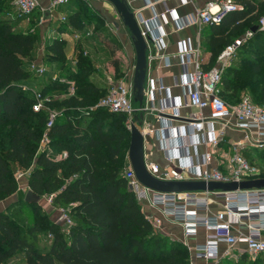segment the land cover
Instances as JSON below:
<instances>
[{"label":"trees","instance_id":"1","mask_svg":"<svg viewBox=\"0 0 264 264\" xmlns=\"http://www.w3.org/2000/svg\"><path fill=\"white\" fill-rule=\"evenodd\" d=\"M236 1L244 5L242 10L210 25L212 61L235 38L253 30L223 73L220 93L228 103L230 97L238 102L240 93L247 87L254 89L258 80L264 82V45L258 49L264 39L259 29L264 0ZM13 2L0 0V200L18 192L17 172L28 173L29 188L40 196L54 194L53 203L68 208L74 223L66 234L48 213H41L40 204L17 200L0 211V264L21 253L27 264H188V248L155 229L128 186L124 176L130 144L126 115L97 105L108 86L94 82L96 67L80 50L77 67L69 69L64 37L47 40L43 54L44 62L56 65L49 75L57 71L60 76L52 88L64 95L47 101L46 106L61 115L47 129V109H33L36 73L30 70V63L36 59L39 27L19 29L26 19L18 15ZM79 4L77 10L64 14L66 19L57 18L53 25L86 36L92 31L88 27L92 13L82 11ZM36 11L28 21L32 26ZM103 32L100 29L95 36L108 42ZM116 47H111L112 55ZM112 62L118 78L122 75L120 58L115 56ZM63 79L74 81V93L68 82L60 83ZM49 89L51 86L42 85L40 92L44 95ZM261 98L264 100V85ZM45 132L49 148L40 150ZM23 203L31 208L26 217ZM245 255L241 253L239 264H264L262 257L248 262Z\"/></svg>","mask_w":264,"mask_h":264},{"label":"built area","instance_id":"2","mask_svg":"<svg viewBox=\"0 0 264 264\" xmlns=\"http://www.w3.org/2000/svg\"><path fill=\"white\" fill-rule=\"evenodd\" d=\"M192 1L183 0V3L187 4ZM68 2L69 0H49V8L47 9L52 14L55 8ZM127 2L130 5L129 0ZM156 3L157 0H152L149 2V6L156 9ZM14 4L18 15L24 16L27 21L30 20L32 13L42 6L41 0H14ZM243 8L244 5L236 0L209 1L198 9L191 19H184L182 27L190 23L200 25L219 24L230 12L242 10ZM47 9L42 7V13H45ZM134 13L144 37H151V39H147V43L150 41L155 47H160L166 34L153 32L148 20L142 16L141 12L134 11ZM155 16L158 17L159 13L155 12ZM43 18L45 17L42 15ZM60 18L64 20L66 16L63 14ZM259 29L264 32V15L260 19ZM91 33L92 31H87L86 36H90ZM252 33V29L247 30L244 38L237 39L227 45L219 54L217 64L208 69L203 68L200 64V49L198 47L185 45L179 53L182 63H186L190 58H193L196 63L194 72L186 74L182 83L188 87L185 105L197 109L196 112H190L185 116V124L191 134L190 138L182 140L180 146L187 148L188 151L200 143L210 144L212 147L217 148L224 139V128L232 127L244 132L241 139L234 144L232 156L226 161L223 168L212 165L215 159L214 150L205 151L196 160L181 163H177L172 156H167L168 162L176 165L173 169L170 168L169 164L166 166L161 165L145 155L146 167L152 175L164 180L197 179L206 181H241L262 177L263 169L257 163L249 160L245 154V148L247 144L252 147H264V105L257 104L248 97H243L235 105H230L220 93V83L226 66L234 58L238 46ZM76 36L81 37L80 34ZM152 58L153 54L148 45V64ZM30 70L42 75L47 69L44 63L34 60L30 63ZM134 71L135 64L131 65L123 76L110 78L107 93L97 103V105L104 106L111 111L124 113L127 117L129 131H131V122L134 115L140 111H146L145 105L139 107L133 99ZM68 83L70 84L71 93H74V81H68ZM157 89L169 93L167 86L159 84L157 88L152 82L149 92L153 97H155ZM33 93L36 99L33 109L39 111L46 108L48 111L46 122V128L48 129L60 115V112L46 106V102L52 98L45 97L40 91H33ZM183 106L184 104L180 101H167L163 108L159 110V114L161 116L165 115L164 111L169 109L172 110L173 117L181 118L183 116L181 114ZM206 111L209 113L206 114ZM217 123H221L222 127H217ZM150 127L151 124L146 123L144 120L143 132L145 138ZM171 137L172 134L167 130L163 139V147L166 150L171 148L169 144ZM49 141V136L45 132L40 141L39 149L49 148ZM62 155L66 156L67 153L64 152ZM25 174L28 173H16L18 182ZM124 176L129 188L142 207L150 205L158 208L165 216L180 223L186 239L196 237L200 227L206 229L204 243L191 245L188 240L183 242L189 251L188 264H219L224 258H238L242 252L236 248L239 242L246 244V251L252 258L262 257L264 259V188L226 192L157 191L144 186L140 182L129 160L124 170ZM211 193L214 197L210 196ZM44 197L49 205L58 212L55 222L62 226L66 234H69L74 223L69 209L55 205L53 203L54 194L44 195ZM217 198H220L223 204L219 209H213ZM150 220L155 229L159 231L162 223L161 218Z\"/></svg>","mask_w":264,"mask_h":264},{"label":"crops","instance_id":"3","mask_svg":"<svg viewBox=\"0 0 264 264\" xmlns=\"http://www.w3.org/2000/svg\"><path fill=\"white\" fill-rule=\"evenodd\" d=\"M43 1L44 0H41V3H43ZM45 1L46 3H49V0ZM150 1L152 0H129L131 8L135 12H141L142 16L148 20V23L153 32L166 34L164 41L160 47H155L153 43H151L150 41L148 42L150 51L153 54V58L149 61L148 64L145 82L146 92L144 105L146 107V111L144 112V120L146 123L151 124V127L148 128V132L145 138V155L149 159L159 162L161 165L166 166L167 164H169L170 168L175 169L176 165L174 163L170 164L168 162L167 156H172L177 163H181L196 160L200 158L201 154L205 151L214 150L215 159L212 162V165L223 168L226 161L234 153V144L241 139L244 134L243 131L236 130L232 127H225L224 139L220 142V145L217 148L212 147L210 144L200 143L196 147H192L188 151L187 148L180 146L182 140L184 138H190L191 134V131L185 124V116H187L190 112H196L197 109L185 105L187 100L188 87L182 83L183 78L186 74L194 72L196 63L193 58H190L186 63H182L181 58L179 57V53L182 49H184L185 45H191L194 48L198 47L200 49L199 61L203 68L208 69L217 64V60L212 61V52L209 48L211 26L190 23L182 27V24L184 19H191L196 11L202 8L207 2H217L218 0H193L191 3L187 4L183 3V0H157L156 9H153L149 6ZM68 6L72 8V11L70 12L77 10L76 4L61 5L59 7ZM59 11H62V9L59 8ZM53 12L51 14L52 18L57 19L58 16L53 15ZM155 12L159 13L158 17L155 16ZM25 23L23 25L27 26L28 22L25 21ZM48 25L49 26H46L44 29V33L47 34V37L49 39L64 37L68 41L67 46L70 48L72 47V49H74L72 45L74 44L76 38L77 40L80 39V37L74 35L80 34L81 38L84 36L82 33L72 31L67 32L68 30L62 31L56 28L53 24ZM105 37L107 38L108 42L103 41V39L99 36H95L93 41L87 40L86 42L89 41L90 44H93V46H90L89 48V56L92 61L95 60V53H99L101 50L106 55V58L103 59L108 65L107 68L109 69V73L106 76H103L99 72V65L94 63L96 70L92 75V78L96 84L106 87L108 86V82L111 76L118 75L117 69L112 62L114 57L117 56L118 58H120L121 71H126L131 65L135 64L136 53L133 42V46L131 45L130 47L129 42H127L126 40L125 42L123 41V44L125 43L124 48L126 50L125 59L124 54L118 51V48L120 47V43L118 42V40L112 36L107 37V35H105ZM114 44L117 45V47L115 55H112L111 47L115 46ZM80 45L85 48L86 43L84 41H80ZM80 45H77V47ZM78 48L77 51H79ZM41 52H44V46L39 48L38 56L40 54H43ZM234 59H237V57H235ZM124 61L127 62L125 68H123ZM54 75L58 76L57 74ZM96 78H99L100 82H97ZM152 82L157 88L159 84L167 86L169 88L170 95L167 91H161L157 89L155 92V97H153L149 92V87L151 86ZM220 88H222V83H220ZM171 100L180 101L184 104V106L181 108V114L183 115L181 118L173 117L171 114L172 110L169 109L164 111L167 115L161 116L159 114V110L163 108L167 101ZM235 104L230 103V105ZM205 113L208 114L209 112L206 111ZM217 127H222V124L217 123ZM167 130L172 134V137L169 140L171 148L168 150L163 147V139ZM251 147L252 146L247 144L245 151L250 149ZM28 189V174H25L19 181L18 192L3 200H0V211L6 210L11 204L23 198V196L26 195ZM210 196L213 197L214 195L211 194ZM23 199L25 202L31 203L26 201L25 198ZM27 203H23L22 205L30 207ZM37 203L41 205L42 210H45L46 213H48L49 215L52 214V216L49 217L55 222L58 216V212L51 205H49V203L46 201V198L44 196H41V199ZM222 204L223 201L220 200V198H217L213 209H219ZM142 208L146 216L150 219L153 220L155 218H161L162 223L161 229L159 231L162 234L168 235L171 239L180 241L182 243L188 240L191 245L205 242L206 229L204 227L199 228L196 237L186 239L180 223H177L170 217L165 216L158 208L152 207L150 205H144V207ZM236 248H238L239 251H242L241 253H243L244 251L247 252L246 244L244 242H239L236 245ZM239 258L240 256L238 258H224L220 261L219 264H227L231 259H233V261H238ZM7 264H27L26 259L24 258V253L14 256L9 260Z\"/></svg>","mask_w":264,"mask_h":264},{"label":"rangeland","instance_id":"4","mask_svg":"<svg viewBox=\"0 0 264 264\" xmlns=\"http://www.w3.org/2000/svg\"><path fill=\"white\" fill-rule=\"evenodd\" d=\"M81 3L82 4V11H88L90 13H92V22L90 24H88V27L89 29L91 28L92 31H94V36H84L80 39L75 40L74 44L72 45L74 47V49H72V47H68L67 46V58H68V64L67 66H69V69H74L77 67V64H76V56H77V53L76 52H79L77 51V45H80V41H84L86 43L85 45V48L83 46L80 45V49L78 48V50L82 51L83 52V55L85 56H89V48L90 46L92 47L93 44H90L89 41L86 42L87 40H94L95 38V35H96V32L100 29H104V32L103 34L104 35H107L108 36H112L114 38H116L118 40V42L120 43V47L118 48V51L121 52L122 54H124V57L126 59V50H125V43L123 44V41L125 42V40L127 42L130 43V47L132 45V39H131V33L129 32L128 28L123 24L116 8L114 7V5L108 1V0H79L78 3H76L74 0L72 1V4H76L77 6H79ZM71 4V5H72ZM42 7H45L46 9L49 8L48 6V3H46V1L44 0L43 3H42V6L39 7L35 13V26H32L33 24L32 23H29L28 21V25L25 26L23 25L25 23L26 20L23 21V23L21 24V26L19 27V29H22V30H27V29H33L36 27V25L39 27V45L37 47V52H36V59L35 61H38V62H42L44 63L47 71L43 74V75H34L35 76V84L34 86L32 87V91H40V88H42V85H48V86H51V89H49L45 94L44 96H48L52 99H59L61 97H63V93H59V92H56L54 88H52L54 86V84L56 82H58V77L60 76H55V75H49V72H52V71H55V64L52 63L51 61H43V54L44 52H41L43 54H40L38 56V51H39V48L43 47L44 44L47 40H49V38L47 37V34L44 33V29L46 26H49L48 24H53V22L56 20V18H52V16L50 18H43L42 19V15L44 17V13H42ZM59 8L62 9V11H59ZM48 10V9H47ZM55 11L53 12V15L55 16H58V18H60V16L62 14H67L69 13L70 11H72V8L71 7H57L54 9ZM97 13V14H96ZM98 15V16H97ZM26 24V23H25ZM96 27V28H95ZM67 32H70L69 30ZM44 33V34H43ZM246 33V31H245ZM245 33L241 36H238L237 38L235 39H240L242 37H244ZM76 36V35H74ZM89 39H88V38ZM119 39H118V38ZM244 41V40H243ZM242 41V43H243ZM127 44V43H126ZM264 45V39L263 41L260 42V44H258V49L262 50V47ZM133 46V45H132ZM132 49V48H130ZM94 51V49H93ZM133 52H134V49H133ZM105 53L102 52V50L99 52V53H95L94 55V58L95 60L93 61V63L99 65V69H100V74H102L103 76H106L108 73H109V69L107 68V63H105V60L103 58H106L105 57ZM127 62L124 61V64H123V68H125ZM124 70L122 71V75H124ZM54 74H57L58 75V72H53ZM110 76V75H109ZM120 76V77H121ZM111 78H116V76H111ZM60 81V80H59ZM96 81L97 82H100L99 78H96ZM65 83V82H68V81H65L64 79L61 80L60 83ZM70 85V84H69ZM264 85V82L262 80H258V83L254 86V89H245L243 90L241 93H240V100L243 98V97H248L249 99H251L253 102L256 101L259 103L260 102H263L264 103V100H262L261 98V89ZM70 87V86H69ZM68 87V88H69ZM61 88V87H60ZM230 102L231 104H235L232 97H230ZM239 100V101H240ZM238 101V102H239ZM237 103V102H236ZM230 104V103H229ZM253 160V163H257L258 166H260L263 171H264V147L260 148V147H251L250 149L246 150L245 151ZM212 194V193H211ZM214 197V196H213ZM23 198H25V196H23ZM31 211V208L30 207H26L24 205V209H23V215L24 217H26L28 215V213H30ZM41 213H45L46 214V211L45 210H42ZM50 216H52V214H50ZM48 236L45 235V239L47 238ZM245 252V251H244ZM243 252V253H244ZM246 261L248 262H252V261H255V260H258V258L254 259L250 256L249 253L246 252ZM227 264H239L237 261H233V259L229 260V262Z\"/></svg>","mask_w":264,"mask_h":264},{"label":"water","instance_id":"5","mask_svg":"<svg viewBox=\"0 0 264 264\" xmlns=\"http://www.w3.org/2000/svg\"><path fill=\"white\" fill-rule=\"evenodd\" d=\"M116 8L123 24L131 33V39L136 53L135 71L133 78V99L139 107H144L145 82L147 76L148 60L147 38L142 34L141 28L136 19L135 13L127 0H108ZM45 18L51 17V12L46 10ZM254 26L253 29H256ZM167 115V114H165ZM144 111L136 113L131 122L130 144L128 151L129 161L140 182L151 189L162 192H181V191H236L243 189L264 188V176L244 179L241 181H206L197 179L185 180H164L152 175L145 164V136L143 132ZM41 196L29 188L25 195L28 202H38Z\"/></svg>","mask_w":264,"mask_h":264}]
</instances>
